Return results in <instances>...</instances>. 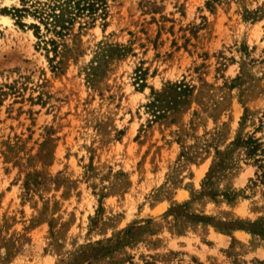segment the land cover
<instances>
[{
  "label": "rangeland",
  "instance_id": "obj_1",
  "mask_svg": "<svg viewBox=\"0 0 264 264\" xmlns=\"http://www.w3.org/2000/svg\"><path fill=\"white\" fill-rule=\"evenodd\" d=\"M22 2L0 0V264H264V0H108L42 37Z\"/></svg>",
  "mask_w": 264,
  "mask_h": 264
},
{
  "label": "trees",
  "instance_id": "obj_2",
  "mask_svg": "<svg viewBox=\"0 0 264 264\" xmlns=\"http://www.w3.org/2000/svg\"><path fill=\"white\" fill-rule=\"evenodd\" d=\"M12 8L13 11L8 10V12H13L15 16L29 14L38 19L30 26L34 28L38 37H42V25L47 31L64 35L78 18H85V24L94 23L98 17L106 19L108 0H23L21 6ZM44 40L45 45L50 42L53 44V49H57L55 38ZM137 79H141V86H146L143 71L137 74ZM191 91V86L184 81L169 82L162 91L153 90V98L147 106L151 108L154 120L166 116L167 111L177 108ZM245 142L248 144L249 155L254 156L255 164L260 171L258 175L264 182V146L252 136Z\"/></svg>",
  "mask_w": 264,
  "mask_h": 264
}]
</instances>
